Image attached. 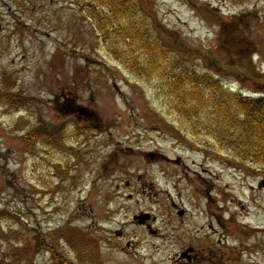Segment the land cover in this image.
<instances>
[{
  "label": "rangeland",
  "instance_id": "374dc122",
  "mask_svg": "<svg viewBox=\"0 0 264 264\" xmlns=\"http://www.w3.org/2000/svg\"><path fill=\"white\" fill-rule=\"evenodd\" d=\"M143 6L170 54L264 95V0ZM161 86L116 61L75 0H0V264H264V167L194 134ZM37 121L74 137L27 147Z\"/></svg>",
  "mask_w": 264,
  "mask_h": 264
},
{
  "label": "trees",
  "instance_id": "16d2710c",
  "mask_svg": "<svg viewBox=\"0 0 264 264\" xmlns=\"http://www.w3.org/2000/svg\"><path fill=\"white\" fill-rule=\"evenodd\" d=\"M75 2L116 61L137 77L155 76L161 82L170 109L185 120L182 123L194 121L197 125L194 134L202 127L223 151L264 167V96L248 99L240 92H231L213 74L199 73L175 52L172 55L166 51L150 28L151 17L143 6L144 0ZM222 43L237 56L245 48ZM235 74L236 77L246 75L243 71ZM12 91L9 86L2 94L6 105L13 107L18 95ZM82 131L86 134L90 130ZM68 137L73 138L74 134L66 126L37 121L20 140L27 147L36 142L50 146ZM41 239L39 235L35 238L37 249L43 246ZM80 246L79 242L78 252L87 248Z\"/></svg>",
  "mask_w": 264,
  "mask_h": 264
},
{
  "label": "water",
  "instance_id": "95a60500",
  "mask_svg": "<svg viewBox=\"0 0 264 264\" xmlns=\"http://www.w3.org/2000/svg\"><path fill=\"white\" fill-rule=\"evenodd\" d=\"M85 113H81V115H84ZM151 220V216L148 214H140L138 217H134V221L137 222L139 226H143L146 224V222ZM154 221V219H152ZM148 231L150 235H155L156 232L151 230V227L148 226Z\"/></svg>",
  "mask_w": 264,
  "mask_h": 264
},
{
  "label": "flooded vegetation",
  "instance_id": "af4514ba",
  "mask_svg": "<svg viewBox=\"0 0 264 264\" xmlns=\"http://www.w3.org/2000/svg\"><path fill=\"white\" fill-rule=\"evenodd\" d=\"M264 92V91H263ZM143 228V227H142ZM183 260H190V257H187V256H183L182 257ZM51 260V263L52 264H73V263H70V262H67L65 259H63L62 257H51L50 258ZM75 264H79L78 262H76ZM91 264V263H89Z\"/></svg>",
  "mask_w": 264,
  "mask_h": 264
}]
</instances>
